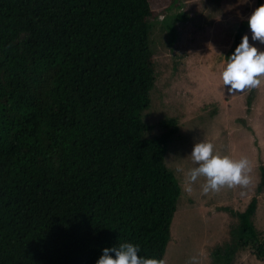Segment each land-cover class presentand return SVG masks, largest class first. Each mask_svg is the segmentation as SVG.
I'll list each match as a JSON object with an SVG mask.
<instances>
[{"label":"trees","instance_id":"obj_1","mask_svg":"<svg viewBox=\"0 0 264 264\" xmlns=\"http://www.w3.org/2000/svg\"><path fill=\"white\" fill-rule=\"evenodd\" d=\"M261 4L237 20L225 60ZM156 15L149 0H0V264H96L123 243L162 259L180 187L164 163L176 119L153 137L140 119ZM255 210L253 196L214 264L247 247L264 257Z\"/></svg>","mask_w":264,"mask_h":264},{"label":"rangeland","instance_id":"obj_2","mask_svg":"<svg viewBox=\"0 0 264 264\" xmlns=\"http://www.w3.org/2000/svg\"><path fill=\"white\" fill-rule=\"evenodd\" d=\"M149 5L157 12L150 20L149 36L154 84L140 119L148 128L146 137L162 132L161 119H176L177 130L166 146L164 163L180 187L161 260L164 264H214L212 249L229 247L235 213L253 196L252 222L264 247V185L257 189L258 166L264 167V80L246 103L247 89L229 93L220 79L237 20L250 12L252 0H149ZM245 34L250 44L264 50V44L252 40L250 29ZM201 140L234 159L246 156L252 165L251 183L204 194L201 177L191 193L185 191L184 175L176 168L187 171L198 166L190 154ZM231 257L230 264H264V257H257L250 247L236 249Z\"/></svg>","mask_w":264,"mask_h":264},{"label":"clouds","instance_id":"obj_3","mask_svg":"<svg viewBox=\"0 0 264 264\" xmlns=\"http://www.w3.org/2000/svg\"><path fill=\"white\" fill-rule=\"evenodd\" d=\"M247 24L252 40L264 44V4L253 10ZM220 79L229 93L259 88L264 80V50L250 44L245 34L222 66ZM190 155L192 163L198 166L187 171L179 165L176 168L178 173L184 175L185 191L188 193L192 192V185L201 177L204 178L201 185L204 194L218 192L225 187H247L252 181V165L246 156L234 159L215 151L213 143L203 140L194 143ZM138 250V245L131 243H123L112 249L104 248L96 264H164V261L156 258L138 256Z\"/></svg>","mask_w":264,"mask_h":264}]
</instances>
